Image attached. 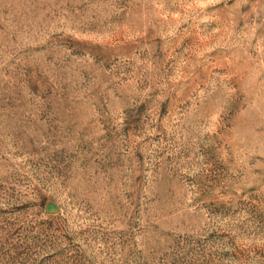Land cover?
Returning a JSON list of instances; mask_svg holds the SVG:
<instances>
[{"label":"rangeland","instance_id":"rangeland-1","mask_svg":"<svg viewBox=\"0 0 264 264\" xmlns=\"http://www.w3.org/2000/svg\"><path fill=\"white\" fill-rule=\"evenodd\" d=\"M0 264H264V0H0Z\"/></svg>","mask_w":264,"mask_h":264}]
</instances>
